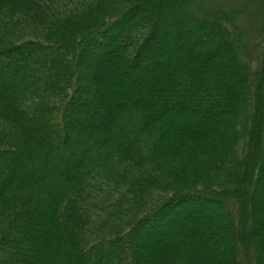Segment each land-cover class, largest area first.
Segmentation results:
<instances>
[{
  "label": "trees",
  "instance_id": "obj_1",
  "mask_svg": "<svg viewBox=\"0 0 264 264\" xmlns=\"http://www.w3.org/2000/svg\"><path fill=\"white\" fill-rule=\"evenodd\" d=\"M0 264H264V0H0Z\"/></svg>",
  "mask_w": 264,
  "mask_h": 264
},
{
  "label": "rangeland",
  "instance_id": "obj_2",
  "mask_svg": "<svg viewBox=\"0 0 264 264\" xmlns=\"http://www.w3.org/2000/svg\"><path fill=\"white\" fill-rule=\"evenodd\" d=\"M139 29H137V31H135L134 33H138L139 31H138ZM31 48L30 47H28V48H26L25 49V51H27V50H29V52H31V50H30ZM39 52H42V49H40L39 50ZM254 55V54H253ZM173 65L175 66L176 64L175 63H173ZM134 78H136V76H134ZM247 183V180H245L244 181V183H243V185L244 184H246ZM214 196V195H213ZM192 202H194L193 204L194 205H198L199 206V204L198 203H196V201H192ZM198 202H202L201 203V205H202V207L200 208L201 209V212H203V213H208L210 216H208V218H206V220H207V222L208 223H210V224H205V226H204V228H207L208 229V231H210V232H215L216 230H217V226H219L221 223V221L217 218V216L215 215V212L213 211V209H210V205L212 204V203H214V202H212V201H209L208 203H206V202H203V201H198ZM189 202L187 201V202H185V204L184 205H182L180 208H179V214H178V216H181L182 214H183V212L182 211H184L185 209H186V207H188L189 206ZM182 210V211H181ZM197 213V212H196ZM173 216H175V215H173ZM169 225V224H168ZM167 225V226H168ZM165 227V226H164ZM141 229H143V230H141V233L143 234L142 236H144L145 237V235H147L148 234V232L149 231H151V228L150 227H143V228H141ZM218 232H219V230H217ZM242 242L244 243L245 242V238H242ZM246 251H245V249H243V255L244 256H247L246 255V253H245ZM127 254H129L128 252H126ZM124 257H126L127 258V255L126 254H124Z\"/></svg>",
  "mask_w": 264,
  "mask_h": 264
}]
</instances>
